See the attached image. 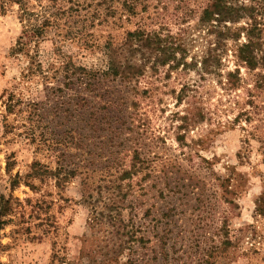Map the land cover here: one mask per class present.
Listing matches in <instances>:
<instances>
[{
    "label": "rangeland",
    "instance_id": "rangeland-1",
    "mask_svg": "<svg viewBox=\"0 0 264 264\" xmlns=\"http://www.w3.org/2000/svg\"><path fill=\"white\" fill-rule=\"evenodd\" d=\"M211 1L0 0V264H264V68L201 23ZM137 30L181 64L143 49L131 82L76 76Z\"/></svg>",
    "mask_w": 264,
    "mask_h": 264
},
{
    "label": "trees",
    "instance_id": "trees-1",
    "mask_svg": "<svg viewBox=\"0 0 264 264\" xmlns=\"http://www.w3.org/2000/svg\"><path fill=\"white\" fill-rule=\"evenodd\" d=\"M19 1V0H16ZM249 4L242 2L241 4L233 3V0H212L209 5L203 10L200 21L202 24L209 25L212 27V32H217L221 27L225 31H219L222 34L221 39L232 38L238 41L241 37V33H244L245 42L242 43L237 49V58L243 63L249 70H256L259 67L264 68V3H255L254 0H248ZM246 20V26L238 28L233 31L231 26L227 25L230 23L234 25L241 20ZM32 38H28L25 44ZM149 50L150 54L155 55L154 67L162 66L165 67L169 65L170 67H177L181 64L182 57L178 58V51L173 46H168L166 39H163L160 35H150L144 33L142 30H137L135 32H129L124 45L109 49V61L107 63V69L102 72V74L97 77L96 73L90 72L87 69L79 68L81 75L79 79H85L86 86L92 87L93 81L103 78L120 79L123 82H131L135 78H138L144 74L145 65L136 62L133 59L135 53L141 50ZM129 51V56L125 57V51ZM208 59L204 60V65H207ZM72 63H68L65 66V72L70 78L69 73L75 74L76 71H71ZM77 69V68H76ZM228 75L233 76L236 74L229 73ZM67 77V76H66ZM12 94L9 95L6 102V110L8 113H14L16 109V103H13ZM61 168L56 169V171H50L45 165L40 163H34L32 166V172L28 174V178H41L44 179L50 174H59ZM128 173H126L127 175ZM125 176V175H123ZM57 182L59 181L58 177ZM19 184V175L15 177L12 181V187H16ZM34 188L33 185H28ZM114 207L116 202L111 203ZM112 209V207H110ZM10 200L6 199L3 194H0V229L3 225L7 224V221L3 220L5 216L10 212ZM103 214V213H102ZM119 218L116 216L111 217L112 225L115 228L113 234L119 235L120 227ZM119 227L116 228V225ZM126 225L124 224V227ZM128 229V227H126ZM131 234V231H127ZM131 238V237H130ZM122 249V246H120ZM57 258V257H56ZM63 261H59L62 264Z\"/></svg>",
    "mask_w": 264,
    "mask_h": 264
}]
</instances>
